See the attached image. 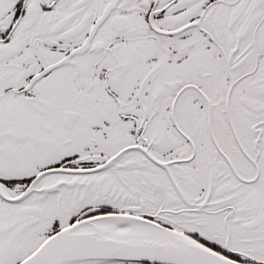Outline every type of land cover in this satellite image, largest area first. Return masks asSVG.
Here are the masks:
<instances>
[{
	"label": "snow or ice",
	"instance_id": "1",
	"mask_svg": "<svg viewBox=\"0 0 264 264\" xmlns=\"http://www.w3.org/2000/svg\"><path fill=\"white\" fill-rule=\"evenodd\" d=\"M0 264H264V0H0Z\"/></svg>",
	"mask_w": 264,
	"mask_h": 264
}]
</instances>
